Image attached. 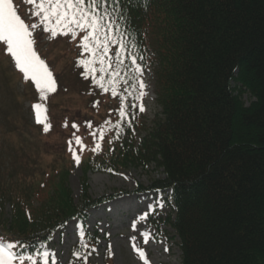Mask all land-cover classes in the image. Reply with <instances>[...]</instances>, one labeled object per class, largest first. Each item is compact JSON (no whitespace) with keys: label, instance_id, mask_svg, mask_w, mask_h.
Segmentation results:
<instances>
[{"label":"trees","instance_id":"1","mask_svg":"<svg viewBox=\"0 0 264 264\" xmlns=\"http://www.w3.org/2000/svg\"><path fill=\"white\" fill-rule=\"evenodd\" d=\"M40 3L12 0L55 90L41 93L19 69L41 125L0 126V244L12 245L11 264L51 261L44 247L55 234L111 202L90 196L89 173L153 164L165 178L138 192H172L167 224L182 264H264V0H99L119 29L96 55L83 47L86 31L45 20ZM10 56L0 41L1 67ZM137 66L155 72L152 126L138 116ZM78 164L80 204L68 186ZM97 235H85L71 264H89Z\"/></svg>","mask_w":264,"mask_h":264},{"label":"rangeland","instance_id":"2","mask_svg":"<svg viewBox=\"0 0 264 264\" xmlns=\"http://www.w3.org/2000/svg\"><path fill=\"white\" fill-rule=\"evenodd\" d=\"M18 72L15 58L10 56L7 61L4 58L0 66V126L8 131L12 122L18 126L30 122L37 130L43 112L32 107L28 98L23 96L24 81ZM139 73L140 84H144L143 88L140 87L139 109L143 107L144 111H139L138 116L152 126L156 115L161 112L156 103L155 72L139 68ZM243 100L247 106L254 101L249 94L244 95ZM163 178V171L155 164L149 168L130 167L116 175L89 173L90 196L93 199L108 196L112 200L91 210L85 223L70 222L55 234L49 246L44 247L51 259L47 264H71L77 245L85 243L87 234H98V243L90 250L89 264H108L107 255L111 257L110 264H182L179 239L167 224L169 216L174 213L172 192H138L139 188L150 187L154 181ZM83 179L84 173L78 164L68 182L76 204L81 203ZM5 213L6 219H10L9 205ZM4 253L7 260L8 248Z\"/></svg>","mask_w":264,"mask_h":264},{"label":"snow or ice","instance_id":"3","mask_svg":"<svg viewBox=\"0 0 264 264\" xmlns=\"http://www.w3.org/2000/svg\"><path fill=\"white\" fill-rule=\"evenodd\" d=\"M98 2L99 0H88V7H85V0H47L49 8L45 9L44 0H41L39 7L46 12L45 20L54 17L58 25L63 22L66 28L75 26V28L86 31L87 34L83 37V47L86 51H91L93 55H96L98 50H101V53L108 52V33L113 32L114 28L119 29V25L116 24L107 10L103 14L97 11ZM101 31L105 33L103 41L100 39ZM52 34L56 35L55 32ZM30 36L29 26L16 14L12 0H0V41L7 45V51L15 58L16 67L20 69L26 79L35 82L41 93L48 90L54 91L55 81L52 72L49 71L44 60L33 49L34 41L30 39ZM110 42H120L121 47H123V42L119 41L118 38ZM132 62L133 64L136 63V57L133 56ZM100 63H104L102 54ZM137 70L139 71V66H137ZM101 71L104 69L101 68ZM101 86L103 87V85ZM140 87L143 88L144 84L141 83ZM140 111H144V108L141 107ZM108 171H112V169H108ZM7 247L10 249L12 245ZM4 250L5 246L0 244V264H11V260L17 259L14 253L9 252V258L5 260L3 258ZM140 255L143 257L144 253L141 252ZM44 256H47V253H44ZM19 259L23 264V257Z\"/></svg>","mask_w":264,"mask_h":264}]
</instances>
